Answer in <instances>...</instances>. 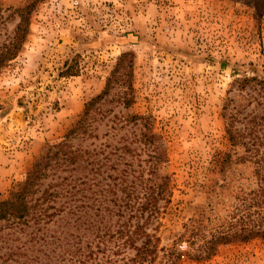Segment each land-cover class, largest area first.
Returning a JSON list of instances; mask_svg holds the SVG:
<instances>
[{"label":"rangeland","instance_id":"rangeland-1","mask_svg":"<svg viewBox=\"0 0 264 264\" xmlns=\"http://www.w3.org/2000/svg\"><path fill=\"white\" fill-rule=\"evenodd\" d=\"M29 1L0 0V49L18 22L13 9ZM126 52L132 103L124 107L123 90L113 88L98 103L103 114L92 124L98 138L87 143H128L135 148L123 160L134 168L147 169L149 153L160 156L157 174L169 176L170 202L158 201L159 213L149 216L145 230L157 249L144 264H264V238L219 243L209 255L202 248L228 219L235 195L256 187L249 162L220 171L230 147L222 107L228 99V107L238 106L241 130L250 127L252 113L264 114L258 91L237 82L264 79V0H38L20 51L0 70V200L42 148L75 123ZM130 114L151 120L155 151L141 150L134 139L139 126L124 123ZM234 150L247 152L243 145ZM31 254L36 259L29 264H69L57 261L70 257L62 248L50 252L60 254L52 261L44 250Z\"/></svg>","mask_w":264,"mask_h":264},{"label":"trees","instance_id":"trees-1","mask_svg":"<svg viewBox=\"0 0 264 264\" xmlns=\"http://www.w3.org/2000/svg\"><path fill=\"white\" fill-rule=\"evenodd\" d=\"M37 1L13 9L18 22L13 36L0 49V70L20 51ZM130 57L131 53L126 52L117 58L100 93L84 104L82 114L58 141L42 148L9 196L0 200V264L32 263L36 256L31 253L35 250H44L45 258L52 261L60 256L50 254L56 248L70 255L60 256L57 261L69 264H144L156 252V241L145 226L150 215L159 213L158 201L163 200L164 205L170 202L169 176L157 174L160 156L149 153L147 169L134 168L132 161L123 160V153H132L135 148L128 143L90 141L92 147L87 143L90 138H98L92 126L99 119L96 115L103 114L98 103L113 88L123 90L124 107L132 103L126 96L130 93L125 91L132 90ZM65 65L68 71L71 64ZM237 82L241 89L255 88L264 102V79L245 76ZM228 100L222 116L230 147L220 156V171H226L232 162H249L256 187L235 195L224 217L228 219L202 246L208 255L219 243L264 238V150L259 149L264 146V114L250 112V127L238 129V106L228 107ZM124 119L125 124L139 126V137L134 139L143 143L141 150L155 151L150 146L156 136L151 120L139 114ZM246 135L249 142L243 140ZM241 145L247 152L237 154L234 149ZM121 163L123 168H118ZM145 170L150 176L144 175ZM118 191L123 194L118 195ZM145 212L149 215L143 218ZM3 247L7 253H1ZM126 249L133 250V256L125 258ZM98 253H107L106 258L103 260Z\"/></svg>","mask_w":264,"mask_h":264}]
</instances>
